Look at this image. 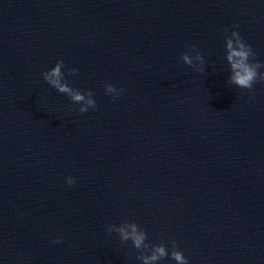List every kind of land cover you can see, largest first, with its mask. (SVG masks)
Here are the masks:
<instances>
[{
	"label": "water",
	"instance_id": "water-1",
	"mask_svg": "<svg viewBox=\"0 0 264 264\" xmlns=\"http://www.w3.org/2000/svg\"><path fill=\"white\" fill-rule=\"evenodd\" d=\"M224 29L264 63V0H0V264H141L126 221L189 264H264V83H228ZM60 59L95 110L44 81Z\"/></svg>",
	"mask_w": 264,
	"mask_h": 264
},
{
	"label": "clouds",
	"instance_id": "clouds-1",
	"mask_svg": "<svg viewBox=\"0 0 264 264\" xmlns=\"http://www.w3.org/2000/svg\"><path fill=\"white\" fill-rule=\"evenodd\" d=\"M234 28H239V25H234ZM225 39V59L230 66V76L228 83L236 87L252 92L256 83H264V63L259 62L256 57L257 53L250 44H247L238 31L228 33L227 29L223 30ZM188 51L180 56L183 64L193 68L196 72L204 71V57L197 51L195 45H187ZM195 52V55L192 53ZM66 65L62 59L57 60L55 66L50 70L41 73L44 81L59 93L66 95L72 103L79 104L78 111L87 113L90 109L95 110L97 103L94 99V93L88 89H75L69 86L65 79L63 69ZM78 72L76 68L67 70V76H75ZM124 90L115 87L113 84L105 83V94L111 95L113 99L122 96ZM66 183L69 187L73 186L76 181L72 176L66 178ZM109 234L115 232L118 234L120 241L126 243L131 241L132 246L140 253L137 260L141 264H159L165 258H170L175 261V264H189L188 259L178 250V245L175 240H171V251L165 247L163 243L150 244L147 241L146 231L134 221H126L121 225L115 224L106 225ZM63 240L57 237L53 243L59 244Z\"/></svg>",
	"mask_w": 264,
	"mask_h": 264
}]
</instances>
